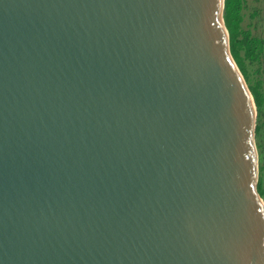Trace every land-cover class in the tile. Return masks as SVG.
<instances>
[{
	"label": "water",
	"instance_id": "obj_1",
	"mask_svg": "<svg viewBox=\"0 0 264 264\" xmlns=\"http://www.w3.org/2000/svg\"><path fill=\"white\" fill-rule=\"evenodd\" d=\"M224 10L0 0V264H264Z\"/></svg>",
	"mask_w": 264,
	"mask_h": 264
},
{
	"label": "trees",
	"instance_id": "obj_2",
	"mask_svg": "<svg viewBox=\"0 0 264 264\" xmlns=\"http://www.w3.org/2000/svg\"><path fill=\"white\" fill-rule=\"evenodd\" d=\"M246 0H225L224 20L230 35V50L244 78L248 82L247 66L248 61H258L261 57L263 40L251 36L249 31L241 27L243 21V9ZM260 83L249 86L257 107L259 117L263 114L264 99L259 91ZM262 126L256 127V135L261 133ZM258 191L264 197L262 179L258 183Z\"/></svg>",
	"mask_w": 264,
	"mask_h": 264
},
{
	"label": "rangeland",
	"instance_id": "obj_3",
	"mask_svg": "<svg viewBox=\"0 0 264 264\" xmlns=\"http://www.w3.org/2000/svg\"><path fill=\"white\" fill-rule=\"evenodd\" d=\"M242 12V29L249 31L251 36L263 40L260 59L258 61H248L247 63L248 82H246L248 86H255L260 83L259 91L264 99V0H246ZM258 125L262 126L261 133L259 136L256 135V146L259 156L258 183L262 179V187L264 188V110L261 117L257 115L256 127ZM262 199L264 201V197Z\"/></svg>",
	"mask_w": 264,
	"mask_h": 264
}]
</instances>
